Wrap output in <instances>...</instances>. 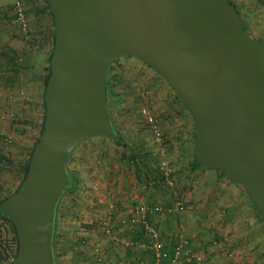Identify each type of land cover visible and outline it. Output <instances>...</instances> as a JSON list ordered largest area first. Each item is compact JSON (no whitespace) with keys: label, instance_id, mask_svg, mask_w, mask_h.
<instances>
[{"label":"water","instance_id":"95a60500","mask_svg":"<svg viewBox=\"0 0 264 264\" xmlns=\"http://www.w3.org/2000/svg\"><path fill=\"white\" fill-rule=\"evenodd\" d=\"M56 39L46 117L30 168L1 203L19 235L11 264H58V203L68 159L93 135L116 137L105 82L110 63L147 60L175 88L195 125V155L243 185L264 217V39L232 0H50Z\"/></svg>","mask_w":264,"mask_h":264},{"label":"rangeland","instance_id":"374dc122","mask_svg":"<svg viewBox=\"0 0 264 264\" xmlns=\"http://www.w3.org/2000/svg\"><path fill=\"white\" fill-rule=\"evenodd\" d=\"M12 2L0 0V58L4 52L15 59L18 56L15 62L20 70L14 77L24 84L21 99L25 110L18 114L19 119H11V130H14L12 139L5 141L0 138V157L1 154L5 155L0 159V200L18 187L23 163L42 132L46 112L43 98L47 72L45 65L49 63L56 28L48 0L45 7L42 2L34 1L36 12L30 16L27 30L22 29L15 19ZM241 9L243 12L249 10L241 15L247 31L255 37L264 38V13H261L264 9L249 6V1L245 6V0L241 2ZM4 42L8 44L7 47ZM8 67L13 69L16 66ZM107 79V99L117 135L113 138L90 136L77 145L68 159L75 186L73 182L72 189L70 187L58 203L54 235L58 264H127L125 255L130 240L120 232L124 225L118 223L117 209L113 208L107 213L105 207L109 204H105L109 198L102 192L110 191L111 187L118 188L117 184L121 181V177H116L120 175L118 172L127 175V171L136 163L142 168L151 165L154 172L159 167L158 159L164 152L150 117L164 133L163 146L175 167L173 175L176 184L182 187L190 181L194 183L196 178L198 181L201 179L190 170V166H196L192 164L195 153L194 121L168 79L147 60L130 54L118 56L110 63ZM30 124L36 126L39 132L31 135ZM29 134L30 148L24 150V138ZM111 213L114 219L111 222L112 233L108 234L104 231L103 223ZM223 227H215V235L222 245L221 240H225L226 232ZM235 232L234 229L230 230L231 234L235 235ZM12 233L11 223L0 220V235L6 238L3 245L7 239L11 242ZM221 252L216 264H225ZM101 255H105V258H101ZM231 256L234 258L235 254ZM258 264H264V253Z\"/></svg>","mask_w":264,"mask_h":264},{"label":"crops","instance_id":"0c3cea01","mask_svg":"<svg viewBox=\"0 0 264 264\" xmlns=\"http://www.w3.org/2000/svg\"><path fill=\"white\" fill-rule=\"evenodd\" d=\"M34 1L24 0L29 19L31 14L36 12ZM38 1L42 2L43 7L47 5V0ZM233 1L240 15L249 12L248 9L246 12L242 11V0ZM248 1L249 6L257 10L264 9V0H245V6ZM40 3L38 4L41 5ZM4 44L5 47L8 46L6 42ZM5 54L4 52L0 58V130L13 134L11 119L15 117L16 120L19 119L22 110H25L21 99V88L24 87V84H21L19 78L15 80L14 77L20 70L16 64L18 56H15V59L13 56ZM8 65L16 67L10 69ZM184 114L186 117V112ZM20 119L23 121V118ZM29 127L31 135L33 132H39L38 128L32 124ZM24 142L23 149H29L30 134L24 138ZM2 158H4L3 154L0 159ZM192 164L196 165L195 162ZM142 167L136 163L129 169L130 171H127V175L122 171L118 172L120 175L116 177H121V181L117 184L118 188L111 187L110 191L103 190L102 193L109 198L108 203L105 204H109L105 207L108 210L107 213L113 208L117 209L119 221L121 216L131 212V205L136 204L139 200H144L150 205L168 206L173 205L176 197L179 196L185 203L183 209L177 213H169L165 210L153 213L151 222L161 231L168 248L173 247L176 235L183 233L191 238L195 251L203 253L206 258V261L200 263L192 261L186 264H216V261L220 260L218 259L220 250L224 255L222 257H225L223 258L225 264L259 263L260 257L264 253V217L239 182L232 180L218 168L203 165V167L195 166L193 168L190 166L193 175H199L201 178L199 181L196 178L194 183L190 181L179 187L174 180L175 185L165 186L155 184L153 180L159 175V167L155 172L150 168L151 165ZM107 191H109L108 194L105 193ZM221 225H224V232L226 230L225 240H221L223 245L214 243L215 239L220 241V238L215 235V227L220 228ZM233 229L237 231L235 235L230 233V230ZM120 232L123 237L130 240V246H127L129 248L125 255L127 264H154L155 254L148 245L152 240L150 233L139 225L122 226ZM229 251L231 254H235L234 258L228 254ZM101 258H105V255H101Z\"/></svg>","mask_w":264,"mask_h":264},{"label":"built area","instance_id":"2783aa9c","mask_svg":"<svg viewBox=\"0 0 264 264\" xmlns=\"http://www.w3.org/2000/svg\"><path fill=\"white\" fill-rule=\"evenodd\" d=\"M13 13L15 19L19 22L22 29L27 30L30 25L29 16L26 4L24 0H13L12 2ZM152 121L154 132L156 138L162 144L163 154L161 155L159 162V175L154 178L155 184L160 185H169L174 183V167L171 163V160L165 153L164 143V133L161 131L160 127L153 119ZM0 138L5 141H10L12 135L9 132L0 130ZM185 206L184 201L177 196L175 203L173 205L163 206L160 204L150 205L144 200H139L131 205V212L128 215L121 216L118 223L121 225H139L143 227L152 238L151 242L148 243L149 247L153 250L155 254V264H186L192 261L203 262L206 261L203 253L195 251L193 247L192 240L189 236L178 233L174 241V245L171 248H168L167 242L163 238L161 231L155 227L151 222V215L159 211H166L169 213H177ZM114 219V214L111 213L107 220L104 221V231L105 233H112V224L111 222ZM214 243H220L218 239H215ZM231 254V251H229Z\"/></svg>","mask_w":264,"mask_h":264},{"label":"trees","instance_id":"16d2710c","mask_svg":"<svg viewBox=\"0 0 264 264\" xmlns=\"http://www.w3.org/2000/svg\"><path fill=\"white\" fill-rule=\"evenodd\" d=\"M48 2L50 3V0H48ZM232 2H234V1L232 0ZM50 6H51V4H50ZM53 12H54V10H53ZM53 15H54V13H53ZM55 39H56V28H55V34H54V45H53V49H52L51 55L49 57V63L45 65V68L47 69L46 70L47 72H46V75H45V88H44V102H45V105H46L45 90H46V86H47V83H48V79H49L50 74H51V71H52L51 58H52L53 51H54ZM108 82H109V80L107 79L106 82H105L106 88L108 87ZM45 117H46V112H45ZM44 124H45V118L43 119V125L41 126V131L43 130ZM39 137L40 136L38 135L37 136V139L35 140V144H36V141L38 140ZM35 144L32 146L31 153L29 154L28 158L23 163L22 177L20 179V183H19L18 187L15 190H17L19 188L22 180L24 179V177L26 176V174H27V172H28V170L30 168V159H31V155H32V152L34 150ZM4 158H5V155H4ZM194 162L196 163V166L203 167L202 163L197 159L195 153H194ZM218 169H220L221 171H223L224 173H226L223 169H221V168H218ZM74 179H75V177H74ZM73 186H75V182H74V185ZM72 187L70 189H72ZM9 195H7L4 199H1L0 200V220L9 221L11 223V230H12L13 233L11 234V236H12L11 237V242H10V239H7V242L4 245H3V242L6 241V238H3L0 235V264H11L12 261L14 260V258L16 257V255L18 253V250H19V244H18V242H19V235H18L17 227H16L14 221L11 218H9L8 216L4 215L2 213V211H1V203ZM54 251H55V249H54ZM55 255H56V253H55Z\"/></svg>","mask_w":264,"mask_h":264}]
</instances>
